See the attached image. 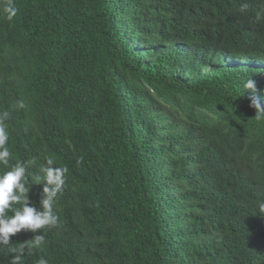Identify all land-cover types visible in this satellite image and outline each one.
I'll return each instance as SVG.
<instances>
[{"label":"trees","instance_id":"16d2710c","mask_svg":"<svg viewBox=\"0 0 264 264\" xmlns=\"http://www.w3.org/2000/svg\"><path fill=\"white\" fill-rule=\"evenodd\" d=\"M5 2L10 163L35 158L31 183L46 156L68 168L23 264H264V119L243 87L264 103V0H15L12 20Z\"/></svg>","mask_w":264,"mask_h":264},{"label":"clouds","instance_id":"9594fccd","mask_svg":"<svg viewBox=\"0 0 264 264\" xmlns=\"http://www.w3.org/2000/svg\"><path fill=\"white\" fill-rule=\"evenodd\" d=\"M248 3H242L241 12L247 11ZM2 11L8 20H12L18 9L15 0H6L2 5ZM256 20H264V15H257ZM244 89L250 90L251 95L247 97L248 107L254 109L257 120L264 119V103H262L254 79L250 78L243 84ZM264 93V90H259ZM18 109H26L27 104L23 99L17 101ZM8 111H0V166L9 168L8 171L0 172V246L9 245L11 237L21 231L34 233L33 238L26 240L19 247L8 249L10 264H23L25 249H41L45 245V235L37 230L48 227L55 228L59 224V217L54 211L56 198L63 192L66 183V166H55L53 156L44 158V163L38 168L40 176L36 177V182L29 180L28 168L36 163L35 158L28 161L16 160L11 164L12 152L9 150V132L6 121L9 119ZM40 185L42 191L39 193V204L33 203L29 193L32 185ZM20 205L13 208V205ZM260 212L264 213V202L259 205ZM9 212L12 214L9 215ZM37 264H49L48 259L41 257Z\"/></svg>","mask_w":264,"mask_h":264}]
</instances>
